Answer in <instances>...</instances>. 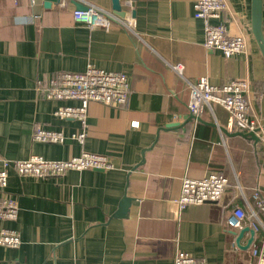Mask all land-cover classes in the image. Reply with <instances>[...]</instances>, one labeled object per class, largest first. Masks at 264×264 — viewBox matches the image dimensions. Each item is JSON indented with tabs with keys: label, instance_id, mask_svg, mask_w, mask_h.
Listing matches in <instances>:
<instances>
[{
	"label": "crops",
	"instance_id": "crops-1",
	"mask_svg": "<svg viewBox=\"0 0 264 264\" xmlns=\"http://www.w3.org/2000/svg\"><path fill=\"white\" fill-rule=\"evenodd\" d=\"M223 1L225 10L211 22H223L246 40L245 50L232 57L204 47L194 0H119L122 15L112 0L49 6L44 0H0V169L4 159L62 160L83 151L104 154L114 164L46 178L9 168L5 192L16 201L18 217L0 226L19 230L21 243L0 245V264H173L177 250L211 264H257L264 213L252 191L264 192V59L251 32V0ZM76 2L123 22L77 24ZM262 6L264 34V0ZM88 63L125 72L131 92L122 108L89 102L81 143L71 137L79 121L53 113L78 102L46 99L36 85ZM203 76L212 84L249 81L250 115L262 126L258 141L237 134L231 115L218 104L192 116L189 83ZM172 122L177 126L167 127ZM37 125L66 138L35 142ZM208 171L229 180L222 200L177 209L172 200L183 176L200 178ZM123 197L131 199L126 215L113 216ZM233 206L255 211L258 229L247 221L228 228L225 217Z\"/></svg>",
	"mask_w": 264,
	"mask_h": 264
},
{
	"label": "built area",
	"instance_id": "built-area-1",
	"mask_svg": "<svg viewBox=\"0 0 264 264\" xmlns=\"http://www.w3.org/2000/svg\"><path fill=\"white\" fill-rule=\"evenodd\" d=\"M65 0H63L64 2ZM34 4L35 0H30ZM223 0H194L193 16L203 22L204 47L207 50H218L225 57H232L245 50L246 40L241 34H231L223 22L213 23L211 19L221 17L225 10ZM37 18L39 15H31ZM109 18L122 21L118 17L94 6L86 5L84 9L72 10V20L87 27H107ZM128 25L132 22L129 20ZM181 70L179 65L173 66ZM249 81L246 78H230L221 84H212L206 77H199L189 83L188 110L199 115L212 104L223 107L230 115L233 125L240 131H254L262 128L258 121L250 115V105L247 100ZM37 91L49 100H75L76 105L57 107L53 113L62 119H76L80 129L71 135L83 142L87 133L88 104L97 101L102 104L122 108L129 102L131 86L129 76L122 71L107 70L88 63L82 71H59L47 80H38ZM257 133V132H256ZM60 130H51L37 125L33 128L32 139L35 142L57 144L65 140ZM114 164L104 154L81 152L62 160L46 159L40 155H32L26 159L2 160L0 169V222L15 221L18 217L16 201L5 192L9 168L19 175L38 178L56 177L68 170H83L85 168L111 169ZM229 180L226 176L208 171L200 178L183 176L179 194L173 198L177 209H183L190 204L205 202H220L225 194ZM257 209L264 213V192L258 188L252 191ZM255 211L245 212L239 206H233L225 217L228 228H239L245 221L253 230L258 229ZM21 243L20 231L14 228L0 226V245L16 248ZM257 264H264V240L258 248ZM173 264H211L192 253L177 250ZM222 264V263H216Z\"/></svg>",
	"mask_w": 264,
	"mask_h": 264
},
{
	"label": "water",
	"instance_id": "water-1",
	"mask_svg": "<svg viewBox=\"0 0 264 264\" xmlns=\"http://www.w3.org/2000/svg\"><path fill=\"white\" fill-rule=\"evenodd\" d=\"M45 6H49L51 2L57 3L60 2V0H44ZM85 6H83L81 3L76 2L75 8L76 9H84ZM112 8L113 10L119 14L122 15L123 11L121 10V6L119 3V0H112ZM262 0H251V32L253 34V37L255 39V42L261 52V55L264 59V34L262 29ZM193 117H196V115H192ZM177 126V123H169L167 127H173ZM259 131V128L255 129L254 131H238L237 134H240L244 137L250 138L254 141H258L260 138L256 134V132ZM131 202V199L129 197H123L119 206L118 210H116L113 213V216L116 217H122L125 216L129 207V204ZM246 230H249L250 232H253L250 228H245Z\"/></svg>",
	"mask_w": 264,
	"mask_h": 264
}]
</instances>
